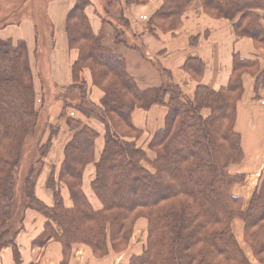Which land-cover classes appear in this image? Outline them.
<instances>
[{"label": "trees", "instance_id": "trees-1", "mask_svg": "<svg viewBox=\"0 0 264 264\" xmlns=\"http://www.w3.org/2000/svg\"><path fill=\"white\" fill-rule=\"evenodd\" d=\"M132 1L141 4L147 0H128ZM192 1L163 0L148 21V29L179 28ZM201 2L212 17L234 20L238 36L251 37L257 46L264 45L263 16L258 12L264 8V0ZM88 4V0H77L67 18L69 46L79 50L70 88L78 87L81 92L78 107L106 125L105 146L90 182L102 208H94L83 189V173L94 160L98 132L71 119L73 134L64 149L59 178L69 188L73 205H65L53 175L48 181L55 199L52 206L34 196L28 181V205L48 219L34 246L42 247L55 239L62 243L66 259L75 244L89 245L96 256L104 257L110 246L114 252L123 250L136 218L132 215L139 213L148 219L147 244L130 264H253L233 232V219L240 217L248 244L264 264V172L248 209L243 211L242 198L232 192L231 186L244 177L229 171L230 165L243 157L241 135L235 129L237 102L244 90L242 77L251 69L259 73L257 61L235 54L228 85L216 90L199 84L193 99L184 98L170 71L162 68V84L142 89L129 73L125 57L104 43L103 33L93 32L85 11ZM119 31L125 34L123 29ZM116 33V42L126 44ZM86 67L91 69L94 84L103 91L99 104L86 96ZM204 67L197 57H189L185 63L195 76ZM35 100L25 41L14 44L9 39L0 40V250L10 245L3 240L22 228L11 233L14 171L21 158L16 144L36 125ZM153 105L166 106L167 114L164 126L149 142V149L156 155L150 160L147 150L126 133H142L134 125L132 113L137 107L148 110ZM203 109H209L210 114L202 115ZM11 244L20 262L18 247Z\"/></svg>", "mask_w": 264, "mask_h": 264}, {"label": "crops", "instance_id": "crops-1", "mask_svg": "<svg viewBox=\"0 0 264 264\" xmlns=\"http://www.w3.org/2000/svg\"><path fill=\"white\" fill-rule=\"evenodd\" d=\"M76 1L51 0L48 3L47 8L52 22L55 44L52 47L48 46V50L42 49L43 52L44 50L49 52V55L44 59L41 73L34 75L37 95L42 94L41 81L43 94L46 92V86L50 85L62 91L73 83L72 66L79 52L69 46L66 19ZM196 2L201 4L199 0ZM161 3V0H149L143 4L129 3L128 0L118 1L121 14L117 22L127 21L125 25H119L124 27L119 29H123L126 37H137L139 43H134L138 47L116 42L113 35L114 29L110 28V25L107 28L104 25L103 16L107 10L102 0H90V4L86 7V14L96 33L108 32L104 36V43L125 57L129 73L142 89L162 84L164 80L161 73L162 68L170 71L171 79L181 87L184 98L193 99L199 84L216 90L228 85L234 72L235 54L257 61L259 73L251 69L252 72L248 70L242 77L244 90L237 102L235 129L241 135L243 157L239 163L230 168L231 172L245 174V182L234 184L232 192L243 197L248 203L264 166V45L257 46L251 37L238 36L233 27L234 20L211 17L204 13L203 7L200 8L198 3L190 7L185 15L184 24L179 29L151 31L147 23L154 12L160 8ZM258 12L263 16L264 26V8L258 9ZM37 29L38 24L36 25L31 19H23L19 24H5L1 27L0 38H9L14 42L24 40L29 48L35 50L36 39L41 40L43 37L40 33L38 34ZM32 50L29 52L33 66L37 59L31 54L34 53ZM189 57H197L204 62L205 67L200 75L195 76L192 71L185 68ZM158 65L160 67H157ZM84 74L90 86V97L99 104L103 91L91 82V72L88 68L84 70ZM60 110L59 105H54L51 111L52 116L59 115ZM76 112L74 116L91 123L99 130L100 137L96 142V157H98L104 146V125ZM205 112V115L209 113ZM166 114L167 107L164 105H153L148 110L139 107L134 109L132 121L142 133L138 138L133 139L139 146H143L144 149L148 148L151 135L164 126ZM69 134L65 126L54 140L55 149L60 151L57 159L58 168L64 156V145L70 137ZM87 168L86 174L84 173L83 188L94 207L99 209L98 198L90 187L91 169L93 168L90 164ZM45 178L42 179L43 183H45ZM42 184L38 186V195L52 206L54 204L52 195L41 187ZM63 186L66 185L62 184L60 188L65 204L71 207L72 200L69 191ZM45 223L44 217L33 210L28 211L25 229L19 234L17 241L21 254L20 262H16L12 248L6 247L0 252V264H62L63 262L65 264H126L128 261L127 254H118L112 249L106 256L97 258L85 244H75L72 247V253L66 259L62 243L55 239L50 240L45 246H34L33 241L41 234ZM236 224L239 230L241 224L237 219ZM142 228L143 226H140L139 229ZM133 239L134 236L130 249H134L139 244V242L133 244Z\"/></svg>", "mask_w": 264, "mask_h": 264}, {"label": "rangeland", "instance_id": "rangeland-1", "mask_svg": "<svg viewBox=\"0 0 264 264\" xmlns=\"http://www.w3.org/2000/svg\"><path fill=\"white\" fill-rule=\"evenodd\" d=\"M49 1H51V0H0V28L5 26V24H19L23 19H31V21L34 22L36 25L38 24V29H37L38 34L40 33L41 35H43L41 40H40V38L36 39L35 45L37 47L35 50H32V48H29L28 43L25 41L26 46H27L28 55H29V64H30L32 74H33V83H34L35 91H36V86H35V82H34V75H39V73H41L42 67L44 66L43 65L44 59L47 58V56L49 55V52L44 50V52L47 53L46 54L42 51V49L45 48L46 50H48V48H47L48 46L52 47L55 44L54 37L52 35L53 34L52 22H51V18L49 16V13H48V8H47ZM148 1L149 0H147L143 3H146ZM161 1H162L161 6H162V4L164 2H163V0H161ZM199 1L201 4L196 2V0H193L191 2L188 9L183 13V15L181 17V24H180L181 26H179V28L182 27V25L184 24V18L186 17L185 15L190 10V7H193L196 3L199 4L200 8L203 7L201 0H199ZM88 2L90 4V0H88ZM132 2L136 3L134 1H132ZM143 3H141V4H143ZM102 4L104 5V7L106 6V10H107L106 11L107 13H105L103 16L104 25L106 26V28H107V26L110 25L111 26L110 28L114 29V32H113L114 38H115V35L117 34L116 32H118V33H120V38L126 42V44L125 43H122V44L127 45V46H131V47H138L134 43V42L139 43L137 37H130V36L126 37L127 35L122 34L121 31H119V30H121V29H119L120 27L124 28L123 26H119V25H125V23H122L121 21L117 22V20L119 18V14H121V9L118 5V1L117 0H110V1L109 0H102ZM161 6H160V8H161ZM203 10H204V7H203ZM85 11H86V9H85ZM204 13H206L207 15L212 17V15L210 13H207V11H205V10H204ZM68 14H69V12H68ZM86 15L88 17V14H86ZM67 18H68V16H67ZM88 19H89V17H88ZM66 21H67V19H66ZM89 21H90V19H89ZM179 28H177V29H179ZM157 29H160V28H156V30ZM92 30H93V28H92ZM93 32L96 33L94 30H93ZM102 33L104 34V36H106V34L108 32L103 31ZM96 34H100V33H96ZM8 39H1L0 38V40H8ZM9 40H11L14 44L18 43L19 41H24V40H19L17 42H14V40H12V39H9ZM74 49H77V48H74ZM30 50H32V52H34L31 54L34 57H36V59H37L36 63H34L33 66H32V62L30 60V52H29ZM78 52H79V50H78ZM157 67H160V65H158ZM86 68H88L91 72V69L89 67H86ZM249 71L252 72V70H249ZM254 71H255V69H254ZM84 76H85V74H84ZM91 77H92V74H91ZM91 82L93 83V85L97 86L96 84H94L93 80ZM43 84L45 86V83H43ZM71 85L65 87V89L62 91H60L58 88H54L53 86L49 85V86L45 87L46 92L43 94L44 90L42 89L43 86H42V81H41L40 86H41L42 94L40 93L37 95V91H36L35 108H36V111H38V118L36 119L37 120L36 125L32 131L30 130L28 132V134L25 137L21 138L19 141H17V144H16V147L20 150L21 158H20V162L18 164V167L14 171L15 193H14V198H13V211H12V219H11L14 229L11 230L12 231L11 233L13 234V232H15L16 229H18L20 226L22 228L19 232L13 234L12 237H8V238H5L3 240V242L9 241L8 244H10V245L9 246L6 245V247L12 248L13 244H11V243L16 244L18 247V244H17L18 237H19V234L25 229L26 216L28 215V211L33 210L36 212V214L44 217L46 222L48 220L47 217L44 214H42L39 210H37L33 206L28 205V198L26 197V188H27L28 181L30 182V185L32 186L34 196L37 197L40 201H42L44 204L48 205V203L44 202L40 198V196L38 195V189H39L38 186H39V184L43 183L42 179L44 177H46L45 183H43L41 187H43L44 190H46L50 195H52V201H55L54 193H53L52 189H50L48 186V181H49L50 177L53 175L54 179H55V185H56L57 189L60 191V194L63 198L64 203H66L64 200V197H63V193H62L61 188H60V185L65 184V183L62 182L59 178L60 168H61V164L63 162L64 156H63V159L61 161L60 167L58 168L57 167L58 166L57 165V159H58V153L60 154V151L55 149L54 140L59 136L62 128L66 126L70 132V134H69L70 137L64 145V149H65L66 144L72 138V134H73L72 127L69 124V120H71V119L80 120L82 123H85V124L92 126L98 132V137L96 138V141H95L94 160L89 163L93 168V169H91L92 179L95 176L96 163L99 161L100 156H101L102 151H103L104 146H105V135H104V146H103L99 156L96 157V142H97V139L100 137L99 130L94 125H92L91 123H88L81 118H77L76 116H74V114H76L77 113L76 111H78L84 117H86L88 119H95V120L101 122L104 125L105 133H106V125H105V123H103L101 120H99L96 117L87 116L84 113V111H82L78 107L81 103L80 102L81 92H80L78 87L70 88ZM97 87H99V86H97ZM37 96H38V98H37ZM86 96H87V98L89 97V99L91 101H93L90 97V86H89V84H88V95H86ZM94 103H96V102H94ZM96 104H98V103H96ZM54 105L55 106L59 105V109H61L59 115L52 116L51 111H52V108ZM205 111L209 112L208 115L210 114V110L203 109L202 115H205V113H206ZM126 136H127V138L132 139V138H138L140 135L136 136L133 134V132H127ZM152 136L153 135H151V138H152ZM151 138H150V140H151ZM150 140H149V142H150ZM136 143H137V141H136ZM140 147L144 149L143 146H140ZM146 150H147L148 155H149L148 158L150 160L154 159L156 155L154 152H152L149 149V143H148V148ZM239 162H235V163L231 164L229 167V171L231 174H234V175L241 174V175H243L244 178H243L242 182L237 181V182L233 183L231 188H233L234 184H236V183L242 184L245 182V174L234 173V172H231V170H230L232 165L239 163ZM145 164L147 165V163H145ZM87 166L85 167V170H84L85 174H86V170H88ZM32 170H33V172H31ZM263 172H264V166H263L261 174L258 177V180L255 183L256 188L259 186V184L262 180V177H263L262 173ZM84 173H83V180L85 178ZM63 187H65L67 189V191H69V188L67 187V185L63 186ZM256 188H255V190H256ZM30 190H31V187H30ZM255 190L251 194V197H250L248 203H247V201L244 200L243 197L240 196L242 198V210L243 211H246L248 209L251 198H252ZM41 191H43V190H41ZM69 194H70V192H69ZM98 201L100 203L99 209H101L102 203L99 199H98ZM72 205H73V202H72ZM49 206H51V205H49ZM68 207H70V206H68ZM93 207H94V205H93ZM132 217H136V218L134 219L131 236H130L127 244L124 246V248H122L123 250L119 249L120 251L116 252L118 254H125V255L127 254L126 256H127L128 261L126 262V264L131 263V259L134 255L141 254L144 251L146 244H147V234H148V219H147V217L144 216L143 214H139V213L132 215ZM236 219L239 220V222L241 224L239 230L237 229ZM233 221H234V223L232 222L233 232L236 236L238 243L240 244V246L244 250L245 254L247 255L248 259L253 264H262L260 262L259 258L253 253L250 245L248 244V242L245 238V223H244V221L240 217L234 218ZM140 226H143V228L139 229ZM43 231H44V229H43ZM133 236H134V239H133L134 243L133 244H135V242H139V244L134 249L133 248L130 249V245L132 243ZM6 244H7V242H6ZM86 246H88L90 248V250L93 252V249L89 245H86ZM6 247H4V248H6ZM138 247H139V249H138ZM4 248H2L0 250V252ZM111 248L112 247L110 246L108 253H110ZM18 249H19V247H18ZM129 250H131V251L129 252ZM135 250H137V251H135ZM12 251H13V248H12ZM70 253H72V252H70ZM93 254H94V252H93ZM13 255H14V253H13ZM96 257L99 258L98 256H96Z\"/></svg>", "mask_w": 264, "mask_h": 264}]
</instances>
